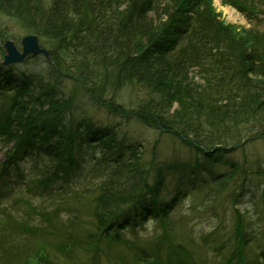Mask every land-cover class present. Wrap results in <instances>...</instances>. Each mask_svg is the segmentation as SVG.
I'll return each mask as SVG.
<instances>
[{
    "label": "trees",
    "instance_id": "trees-1",
    "mask_svg": "<svg viewBox=\"0 0 264 264\" xmlns=\"http://www.w3.org/2000/svg\"><path fill=\"white\" fill-rule=\"evenodd\" d=\"M211 1L0 0V40L13 20L49 55L0 63V264L103 243L105 264H264V30ZM230 1L264 18V0ZM198 195L216 221L181 236Z\"/></svg>",
    "mask_w": 264,
    "mask_h": 264
},
{
    "label": "rangeland",
    "instance_id": "rangeland-1",
    "mask_svg": "<svg viewBox=\"0 0 264 264\" xmlns=\"http://www.w3.org/2000/svg\"><path fill=\"white\" fill-rule=\"evenodd\" d=\"M211 8L215 12V14L219 17V20L226 24V25H232L235 26L237 30H243L248 29L252 25H256L259 28L264 30V18L260 15L257 16V18H250L245 13L241 12L240 9H238L234 2L230 0H212L211 1ZM262 9V8H260ZM234 14L238 17V20L234 19L232 16ZM3 21V20H1ZM4 31H3V39H10L14 40L16 43L24 36L26 35L22 27L13 20L4 19ZM3 55V50L1 48L0 44V59ZM196 79V78H195ZM176 107V106H174ZM97 118L100 121H105L106 117L99 115ZM130 131L133 133L132 136L136 135L141 139H145L147 136L151 134L147 129H144L143 127L139 125H132V127H129ZM171 142V141H170ZM165 143L163 145V150L166 152H170L173 147L175 146L173 143ZM162 147V146H161ZM260 148L262 149V152H264V148L262 146H258L255 148L254 155H259ZM3 155V151H0V158ZM29 164L27 163H21L19 167V172L16 174H20V176H23L26 180L27 174L29 172ZM12 173V177L13 178ZM204 197V196H202ZM201 195L190 197L186 200H183L176 211L174 212L175 220H176V232H178L179 235L185 234L186 236L190 237V231H193L195 233H201V232H207L209 231V226L214 223L216 220L211 216L209 213V210L207 208V203L205 202V198H202ZM195 198V199H194ZM249 200L250 197L246 198L244 200V203L242 204V207H249ZM0 208L1 205H0ZM196 212L198 214H196ZM228 215V214H227ZM1 216V214H0ZM229 216V215H228ZM228 216H225V213H220L219 222L223 225H227L226 219ZM225 219V221H224ZM228 220V219H227ZM153 231V225L148 224L143 229H140L138 232L139 236L145 237L150 235ZM127 238H131L130 235L127 233ZM101 251L94 252V250L90 251H82L77 250L76 255L79 258L78 260H75L72 262V264H105V259L107 256L111 253L112 249L107 248V244L103 243L102 248H100ZM59 264H62L60 261ZM57 263V264H58ZM205 264H216V261L214 258L207 257L206 260H204Z\"/></svg>",
    "mask_w": 264,
    "mask_h": 264
},
{
    "label": "water",
    "instance_id": "water-1",
    "mask_svg": "<svg viewBox=\"0 0 264 264\" xmlns=\"http://www.w3.org/2000/svg\"><path fill=\"white\" fill-rule=\"evenodd\" d=\"M21 48L18 49L14 41L6 40L3 43L4 56L2 64L7 66L21 63L29 55H44L48 57L47 51L40 47L36 35H26L20 40Z\"/></svg>",
    "mask_w": 264,
    "mask_h": 264
},
{
    "label": "bare ground",
    "instance_id": "bare-ground-1",
    "mask_svg": "<svg viewBox=\"0 0 264 264\" xmlns=\"http://www.w3.org/2000/svg\"><path fill=\"white\" fill-rule=\"evenodd\" d=\"M235 20H238V17L234 14V16H232Z\"/></svg>",
    "mask_w": 264,
    "mask_h": 264
}]
</instances>
